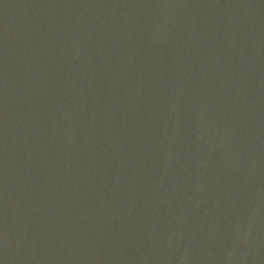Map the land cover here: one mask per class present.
Listing matches in <instances>:
<instances>
[{"label":"water","instance_id":"95a60500","mask_svg":"<svg viewBox=\"0 0 264 264\" xmlns=\"http://www.w3.org/2000/svg\"><path fill=\"white\" fill-rule=\"evenodd\" d=\"M0 264H264V0H0Z\"/></svg>","mask_w":264,"mask_h":264}]
</instances>
